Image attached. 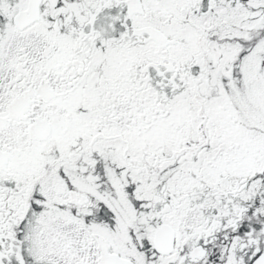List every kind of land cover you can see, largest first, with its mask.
I'll use <instances>...</instances> for the list:
<instances>
[{
  "label": "snow or ice",
  "instance_id": "obj_1",
  "mask_svg": "<svg viewBox=\"0 0 264 264\" xmlns=\"http://www.w3.org/2000/svg\"><path fill=\"white\" fill-rule=\"evenodd\" d=\"M0 264H264V0H0Z\"/></svg>",
  "mask_w": 264,
  "mask_h": 264
}]
</instances>
